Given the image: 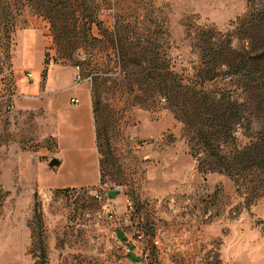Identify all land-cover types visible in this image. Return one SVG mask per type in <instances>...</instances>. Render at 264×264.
Wrapping results in <instances>:
<instances>
[{
	"label": "rangeland",
	"instance_id": "374dc122",
	"mask_svg": "<svg viewBox=\"0 0 264 264\" xmlns=\"http://www.w3.org/2000/svg\"><path fill=\"white\" fill-rule=\"evenodd\" d=\"M23 1L0 18V264H264L257 174L236 182L201 172L170 106L183 96L160 87L162 76L150 78L156 67L183 86L200 84L211 50L221 58V48L239 50L240 26L264 0ZM26 30L45 41L46 63L83 68L99 132L95 186L40 187L41 166L52 168L51 139H38L40 120L22 119L15 106ZM223 69L203 86L242 100L246 78ZM101 183L123 184L128 198L97 199ZM126 237L138 259L124 253Z\"/></svg>",
	"mask_w": 264,
	"mask_h": 264
},
{
	"label": "trees",
	"instance_id": "16d2710c",
	"mask_svg": "<svg viewBox=\"0 0 264 264\" xmlns=\"http://www.w3.org/2000/svg\"><path fill=\"white\" fill-rule=\"evenodd\" d=\"M24 4L23 0H0V18L12 17ZM239 31V50L221 48V58L210 49L213 67L201 72L200 84L183 86L171 80L168 69L156 67L150 78L162 76L160 87L169 88L172 96H183L182 102L173 101L170 106L184 123L185 137L201 172L223 173L236 182L256 173L264 187V7L252 12ZM222 68L227 75L246 78L242 100L225 90L203 86L207 77L213 79ZM241 136L245 140L239 141Z\"/></svg>",
	"mask_w": 264,
	"mask_h": 264
},
{
	"label": "crops",
	"instance_id": "0c3cea01",
	"mask_svg": "<svg viewBox=\"0 0 264 264\" xmlns=\"http://www.w3.org/2000/svg\"><path fill=\"white\" fill-rule=\"evenodd\" d=\"M20 43L22 60L16 67V113L24 120L29 114L37 116L40 135L36 137L50 138L49 158L58 156L61 160L57 169L47 163L41 166L40 187L60 190L97 185L102 177L101 153L94 101L87 80L76 83L77 71L72 64L46 63V43L37 31L22 32ZM25 70H30L31 78ZM132 255L138 259L136 250Z\"/></svg>",
	"mask_w": 264,
	"mask_h": 264
},
{
	"label": "built area",
	"instance_id": "2783aa9c",
	"mask_svg": "<svg viewBox=\"0 0 264 264\" xmlns=\"http://www.w3.org/2000/svg\"><path fill=\"white\" fill-rule=\"evenodd\" d=\"M80 58H82V60H86L87 57L85 54H83L82 52L79 54ZM75 69L77 71V76H76V83L79 84V83H82L86 80V77L84 76V74L82 73L83 71V68L81 67L80 64H77L75 66ZM28 77H32V74L31 73H28L27 74ZM74 102H78L79 100L78 99H73ZM13 104L10 103L8 104V109H12L13 108ZM99 187L94 190V195L96 196L97 199L101 200L103 199L104 197V193H110V192H116V193H119V194H123V196L125 198H128V195L126 194L125 192V187L123 186V184L121 183H112V184H105V183H101L98 185ZM107 218L108 219H111V220H115L117 219V209L115 207V205L110 202L108 204V208H107ZM140 239L139 241H143L144 239V235L143 234H140L137 239ZM136 244V240H134L133 238H130V237H126L125 240H124V244H123V249H124V253L129 255L131 254L132 252H134V246Z\"/></svg>",
	"mask_w": 264,
	"mask_h": 264
},
{
	"label": "water",
	"instance_id": "95a60500",
	"mask_svg": "<svg viewBox=\"0 0 264 264\" xmlns=\"http://www.w3.org/2000/svg\"><path fill=\"white\" fill-rule=\"evenodd\" d=\"M60 161H61L60 158L58 156H55L53 158V162L50 163V165L52 166L53 169H57L58 166L60 165Z\"/></svg>",
	"mask_w": 264,
	"mask_h": 264
}]
</instances>
